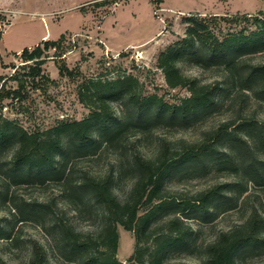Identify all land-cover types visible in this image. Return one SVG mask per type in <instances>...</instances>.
Here are the masks:
<instances>
[{"label":"rangeland","instance_id":"1","mask_svg":"<svg viewBox=\"0 0 264 264\" xmlns=\"http://www.w3.org/2000/svg\"><path fill=\"white\" fill-rule=\"evenodd\" d=\"M260 11H264V0H0V77H10L14 67L23 64L22 49L34 48L44 39L58 40L64 35L61 49L46 52L49 57L43 64V74L48 78L38 76L34 81L28 80L24 98L1 100L0 119L11 120L29 132L45 130L63 120H81L91 111L80 98L84 86L90 81L123 75L138 79L136 88L143 97L157 94L169 103H180L190 92L186 87H169L158 65V56L184 37L186 19L196 15L206 18L256 15ZM242 27L254 28L249 21H241L237 27H230L225 21L211 26L220 38ZM245 60L249 64H264V52L246 55ZM63 66L68 70L61 73ZM179 66L183 73L197 77L202 83L224 81L227 72L222 65L202 68L186 58ZM2 83L0 81V86ZM18 85V81L8 79L4 86L7 89ZM225 88L215 103L186 120H155L143 133L139 126H131L115 146L108 148L103 144L96 155L76 159V169L80 174L84 170L104 173L112 165L125 162L129 173L116 177L114 182V191L124 199L135 180L132 160L136 152L156 160L168 148L167 156L177 157L184 145L200 142L209 131L229 122V129L243 123L237 135L241 141L235 145L247 150L251 142L248 133L264 123V101L251 91L226 85ZM111 104L120 124L135 110L126 96ZM218 145L211 155L173 164L167 174L163 187L181 203H192L193 196L213 186L229 185L217 196L218 209L210 207L206 212L196 203L193 212L159 209L155 213L152 227L158 232L147 243L150 249L170 234L164 224L175 216L193 231L185 244L179 243L166 251V264H206V246L223 230L246 222L255 209L264 216V185L247 182L249 177L230 142ZM15 148V143L0 148V193L5 180L13 176L10 162ZM229 158H233V168L230 163H224L229 162ZM79 172L73 178L79 176ZM242 187L247 189L238 195ZM62 191L63 186L57 181L45 184L12 181L9 192L15 195L17 204L56 198V216L24 218L14 213L16 207L12 202L0 201V227L7 233L5 236L10 237L0 238V258L9 264H30L32 247L38 242L46 252V264H81L80 255L76 258L66 251L57 223L62 217L75 231L96 234L103 223L102 209L88 202L89 197L82 198L85 206L73 209L63 202ZM262 230L264 234V225ZM118 232V260L123 264H141L130 261L136 247L134 232L122 225H118ZM237 264H264V245L250 246L238 257Z\"/></svg>","mask_w":264,"mask_h":264},{"label":"trees","instance_id":"2","mask_svg":"<svg viewBox=\"0 0 264 264\" xmlns=\"http://www.w3.org/2000/svg\"><path fill=\"white\" fill-rule=\"evenodd\" d=\"M262 14L264 15V11L256 15H212L209 18L196 15L186 19L188 26L184 37L158 56V65L163 70L169 87H186L190 92L180 103H169L157 94L143 97L136 88L138 79L132 75H123L114 79L90 81L84 86L85 91H80V98L91 111L81 120H63L45 130L29 132L11 120L0 119V148L4 149L10 143L16 145L10 162L13 176L2 184L0 201L9 204L12 202L16 207L14 213L24 218L32 215L42 218L50 214L56 216V198L41 203L22 201L19 205L15 202V195L9 190L12 181H15V184L22 180L39 184L57 181L63 186V202L73 209H81L80 205L85 206L82 198L88 197V202L90 200L102 209L103 223L96 234L77 232L69 223L64 222L62 217L61 222L56 221L66 251L74 257L80 255L81 264H123L117 258L118 225L135 234L136 247L130 261L141 264H166V251L179 243L185 244L193 231L190 227L183 226L182 219L175 216L164 224L170 234L150 249L147 243L158 232L152 227L155 213L159 209H163V212L173 210L174 213L193 212L196 207L193 204L196 203L199 204V209H205L206 212L210 207L218 209L220 206L216 202L217 196L229 185L224 183L213 186L193 196L192 203H181L163 187L173 164L211 155L219 143L227 141L233 145L236 157L243 165L245 175L249 177L247 182L262 186L264 123L259 127L255 126L254 132L246 135L249 141L253 142H250L247 150L235 145L237 141H241L237 135L243 123L229 129V122L209 131L200 142L184 145L183 152L177 157L169 158L168 148L163 150L161 157L156 160L147 159L140 152H136L132 160L135 180L124 199H120L114 191V182L116 177L122 178L129 173L125 162L112 165L108 172L84 170L80 174L76 169V159L96 155L103 144L108 148L115 146L131 126H139L140 133H143L155 120H186L215 103L226 90L225 85L237 87L241 91H251L259 100L264 101V64H249L245 60L246 55L264 52V16H260ZM220 21H225L230 27H237L241 21H249L254 28L242 27L220 38L211 28L213 24L220 25ZM63 39L64 35L58 40L44 39L34 48L22 49L21 68L14 67V73L10 77H0V81H3L0 86V101L4 98H24L28 80L34 81L38 76L47 79L43 74V64L49 57L46 52L53 48L61 49ZM185 58L202 68L224 66L227 71L224 81L202 83L197 77L186 75L179 66ZM21 69H24L23 73ZM60 69L61 73H64L65 69L68 70L66 67ZM8 79L18 81L17 88L6 89L4 85ZM121 96H126L135 109L124 124L118 122V115L111 104ZM249 158L251 159L247 162ZM232 160L233 158H229V162L224 163H230L233 168ZM78 172L79 176L73 178ZM246 189H238V195ZM263 225L264 216L255 209L246 222L230 230H223L207 244L206 264H237L238 257L250 246L264 245ZM3 231L0 227V238L9 239ZM46 258L43 246L36 242L32 247L30 264H46ZM0 264L9 263L0 258Z\"/></svg>","mask_w":264,"mask_h":264}]
</instances>
